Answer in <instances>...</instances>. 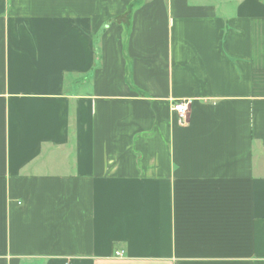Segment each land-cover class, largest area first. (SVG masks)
<instances>
[{
	"label": "crops",
	"instance_id": "obj_1",
	"mask_svg": "<svg viewBox=\"0 0 264 264\" xmlns=\"http://www.w3.org/2000/svg\"><path fill=\"white\" fill-rule=\"evenodd\" d=\"M0 264H264V0H0Z\"/></svg>",
	"mask_w": 264,
	"mask_h": 264
},
{
	"label": "built area",
	"instance_id": "obj_2",
	"mask_svg": "<svg viewBox=\"0 0 264 264\" xmlns=\"http://www.w3.org/2000/svg\"><path fill=\"white\" fill-rule=\"evenodd\" d=\"M173 109L179 115L180 121L185 123L188 117L189 103L187 101L177 102L174 104ZM123 254V251L116 252V256L118 257L123 256Z\"/></svg>",
	"mask_w": 264,
	"mask_h": 264
}]
</instances>
